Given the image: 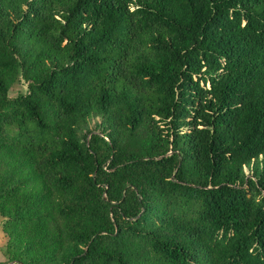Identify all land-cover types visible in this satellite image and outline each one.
<instances>
[{"label":"trees","instance_id":"1","mask_svg":"<svg viewBox=\"0 0 264 264\" xmlns=\"http://www.w3.org/2000/svg\"><path fill=\"white\" fill-rule=\"evenodd\" d=\"M0 216L7 263L264 264V0H0Z\"/></svg>","mask_w":264,"mask_h":264},{"label":"rangeland","instance_id":"2","mask_svg":"<svg viewBox=\"0 0 264 264\" xmlns=\"http://www.w3.org/2000/svg\"><path fill=\"white\" fill-rule=\"evenodd\" d=\"M26 91V85L23 83V81L16 82L12 88L9 91V97H16L19 94L25 93ZM100 118H93L89 121L88 126L86 127V130H96L99 126ZM244 173L246 175L251 176L252 175V166L250 167H244Z\"/></svg>","mask_w":264,"mask_h":264},{"label":"crops","instance_id":"3","mask_svg":"<svg viewBox=\"0 0 264 264\" xmlns=\"http://www.w3.org/2000/svg\"><path fill=\"white\" fill-rule=\"evenodd\" d=\"M3 217L0 216V264H16V263H7V256L5 254V248L7 243V237L2 231Z\"/></svg>","mask_w":264,"mask_h":264}]
</instances>
